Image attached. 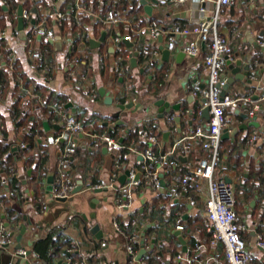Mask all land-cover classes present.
Here are the masks:
<instances>
[{
	"label": "crops",
	"instance_id": "0c3cea01",
	"mask_svg": "<svg viewBox=\"0 0 264 264\" xmlns=\"http://www.w3.org/2000/svg\"><path fill=\"white\" fill-rule=\"evenodd\" d=\"M26 1L18 0L19 6H23ZM37 1L40 3V15L49 16L48 27L56 32L61 39V42L58 43L61 44V49L56 46L60 53L54 56V48L51 43H44L38 39L41 43L36 44L37 49L49 55L52 72L49 75L42 73L38 63L27 56L26 40L21 39L20 42L16 40V33L19 31L18 9L14 20L17 23L15 32L12 31V27H9L0 33V38L8 41V48L13 53V60H20L24 72L34 82L31 90L33 91L37 84L45 87V90L37 95L30 93V99H37L35 108L31 102L32 110L30 112L35 117L40 118L42 137L56 134L60 129L56 123L60 120V112L56 105L62 104H59L61 101L58 100V97L64 98L69 103L64 110L83 121L88 131L92 133H111L119 121H123V126L132 131L145 125H151L150 130L156 127L159 134L157 136L159 140L157 150L164 154L171 150L175 141L184 133L191 132L197 126H204L208 123L202 117L204 106L202 100L208 87V72L204 64V57L207 54L205 46H202L200 54L194 58L182 55L184 53L182 47L188 42V38L176 35L177 44L175 49L170 50L171 57L168 62L163 60V52L160 48L163 46L168 49V42L173 36L171 30L174 25L193 27L202 19L211 18L216 10L215 0H207L204 5L199 0H187L186 3L178 7L172 3L166 6H156L152 0H146L152 7L151 14L148 13L144 5L137 8L136 0H133L134 3L126 0H102L101 2L90 0L88 7L86 6L87 0H71L75 4L76 12L77 8L83 7L75 14L74 21L80 25L84 16H90L93 23L91 28L84 27V31L75 34L68 32V28L65 26L62 28L55 26L51 16V10L54 6L53 0ZM68 1L65 0L63 4ZM0 5L8 8L4 10L5 12L9 11V6L5 0H0ZM62 5L61 11L65 13L62 10ZM90 6L93 7L91 14ZM110 6L115 9L124 7L123 10L127 11L126 22L121 23L111 31L101 30V33L96 34L93 29L96 24L92 16L103 12ZM202 8H205V11H202ZM68 10L71 12L73 9L70 7ZM219 20L220 31L228 37L235 52L236 59L233 63L238 60L236 53H240L243 61L241 73L246 72L245 66L247 65L251 66L250 74L254 71L257 72V78L253 84H248L246 80H237L230 85L227 95L232 99L250 98L257 104L260 99L255 100V96L260 97L264 92V48L258 44V40L264 41V0H233L230 5L222 8ZM14 21L8 15V22ZM151 22H156L165 31L157 40L152 39L149 35L148 27ZM31 25H24L26 37L30 36ZM87 33L91 34V40L96 41L100 40L103 33H108L106 41L99 47L93 48L91 41L87 43L88 65L83 66L81 71L87 69L89 84L85 83L80 76L70 80L64 66V59L67 54L76 56V54L81 53V38ZM127 33L132 34L136 40L132 49H129L125 44L112 42V37ZM40 44H43V48L40 47ZM136 48L140 54L137 58L138 66L134 68L131 63L132 59H129V54L131 50ZM143 52L148 54L149 60L142 63ZM1 65L6 68L3 63ZM105 65L109 66L108 70L105 69ZM162 73H164V79L160 83L158 75ZM225 75L227 78H234L235 76L233 70L228 66ZM141 82L143 83L142 86L140 85ZM197 83L200 85V91L196 96H193ZM90 85H93L94 89L97 90V95L91 93ZM102 87L107 90V95L114 98L112 105H107L100 96L99 89ZM119 95L128 97L127 103L142 104L144 109L120 110L118 107L120 104ZM49 97H52V103L47 106L58 114V120H51L50 115L45 116L41 112ZM191 97L192 100H190ZM10 98L11 95H8L5 100L7 104L5 103L4 112L10 109V105H8ZM161 99L166 100L171 105L180 104L181 110H172L165 114L164 119L158 118L159 108L155 106V102ZM227 114L230 116L231 126L228 129L230 134L240 126L249 123V119L243 117L244 114H248L247 108L243 106L235 110L228 109ZM171 115L175 116L173 125L167 123V117ZM177 117L182 118L179 124L176 122ZM257 122L260 123V128L249 127L247 130L238 131L234 136L230 135L222 139L221 151L224 153V157L215 175L216 178H222L225 181L230 180L234 186L237 211L241 221L247 227L241 236L248 245L255 264H264V251L256 246L257 236L264 237V111H260ZM105 123L108 125L106 126ZM7 127L10 132L7 140L13 147H19L24 142L23 134H26L28 130L25 128L18 129L12 120L7 122ZM100 127H103L104 130ZM256 130L259 131L260 136L258 141L252 144L250 140ZM80 139L81 144L76 165L73 166V174L78 181H83V190L77 194H71L65 202L58 201L52 192L49 193L47 190L48 177L54 175L56 178L57 176L59 155L57 148L49 146L43 139H40V136L36 139L38 146H35L34 153L42 154L43 149L47 151L48 162L46 167L48 173L39 185L41 197L37 200H41L46 205L45 210H39L36 196L30 189L34 168L25 166L26 157L23 156L19 159L17 168L12 169L22 181L24 197L22 201L16 196L9 197L8 193L12 191L5 188L0 191V198L3 197L8 200V206L13 212L14 218H17L16 224H12L10 218L5 216L9 209L5 207L1 199L0 202L1 206L4 207L1 211L4 216L1 220L10 224L11 232L14 233V247L17 248L19 245L17 236L25 225H27V231L21 246L31 251L38 239L47 236L54 227H59L56 235L62 236V240L71 239L72 246L69 249L75 250L73 253L78 255L75 256L77 259L85 258L88 264H128L129 255L126 251V237L128 235L122 230L123 228L121 229L123 233L118 232L114 227V222L117 221L126 226L134 220L139 225L137 224L135 230L129 232L138 235L141 240L146 232L147 249L151 247L152 240L156 239L155 247L147 254L154 251L158 252L161 259L158 264H185L177 259V256L184 251L183 245L173 234L179 226L183 227L182 235L187 242L191 256L196 260L194 264H199V260L208 259L212 255V250L209 247L210 234L204 228L202 221L208 197L207 181L202 182L200 190L193 192L196 199L194 205L188 202L187 195L184 193H181L179 197L170 194L172 186L180 182L183 176L189 172L190 166L195 165L200 157L208 154L206 151L199 146L193 148L191 154L179 156L178 166L171 173L162 176V181L165 183L164 187L154 190L151 189L150 183L145 182L146 185L143 184L135 192L131 202L132 206L124 209L121 206L127 201L124 195L119 193V190L106 189L102 192H95L87 189L108 182L115 171V164L113 157L104 151L106 148L103 145L97 147L88 136H83ZM15 152L22 153V150L19 148ZM41 161L43 163L44 158ZM131 161L133 162V158ZM2 178H4L3 183L7 186L9 178L5 174L2 175ZM27 191L30 193L28 194ZM95 199L100 200V203L96 209H93L92 204ZM94 225H98L103 232L102 239H98L86 231V227L90 228ZM149 225L153 226L149 228ZM102 241H107L108 245L98 254ZM30 243L33 245L31 246ZM200 244L205 246L204 250H197V246ZM69 249L66 248V251L68 252ZM69 255L68 252V255H62L56 261L58 264H65ZM92 255L96 256L93 260ZM215 255L216 261H210L209 264H226L222 247L217 250ZM31 262L30 264H38L33 253H31Z\"/></svg>",
	"mask_w": 264,
	"mask_h": 264
},
{
	"label": "built area",
	"instance_id": "2783aa9c",
	"mask_svg": "<svg viewBox=\"0 0 264 264\" xmlns=\"http://www.w3.org/2000/svg\"><path fill=\"white\" fill-rule=\"evenodd\" d=\"M65 0H53L54 6L52 7L51 16L53 17L54 24L57 28L64 26L66 15L61 11V5ZM102 0H99L101 2ZM133 2V0H126ZM156 6H166L172 3L178 7L187 2V0H156ZM203 5L207 0H199ZM233 0H215L216 10L214 15L208 19H202L193 27H180L174 25L172 27L173 36L168 42V49L173 50L176 47L175 36H184L188 38V42L182 47L183 52L190 58L198 56L205 46L207 54L204 57L205 68L208 72V87L203 95L206 99L204 108H209L210 120L204 126H197L193 131L184 133L182 137L177 139L172 145L171 150L167 153H162L157 150L159 140L157 136L143 132L142 137L146 142V148L143 150H136L135 148L126 147L119 140L115 139L108 132L101 134L89 132L85 128L83 121L78 119L74 114L63 109V104L56 105L60 112V120L57 125L60 127L58 133L51 136L40 137L49 146L56 147L58 150V169L57 176L54 180L52 194L56 199L66 197L69 198L73 190L77 187V177L73 174V166L76 165L78 149L81 144V136H88L91 142L95 145L104 146L107 152L113 157L115 171L108 182H103L99 185L87 188L89 191L101 190H117L120 186V175L124 174L126 170H130L129 180L124 186H120L119 191L123 192L126 203L121 207L124 209L132 206L135 192L143 186L144 182L151 184V189L159 190L161 188L163 175H167L175 169L178 164L179 156H186L191 154L193 148L201 147L208 154L200 157L195 165L190 166L189 172L183 178L172 186L171 194L174 197H179L181 193L187 195L188 202L192 205L195 204L194 198L189 195L195 190H200L202 182L208 183V197L206 200V209L203 213V226L210 234L209 247L212 250V255L208 259L199 260V264H209L210 261H216L215 253L219 248L224 249L226 264H255L253 256L248 248V245L243 240L241 233L247 229L246 225L241 221L236 211V198L234 186L222 178H216V171L223 161L221 155L222 135L225 130L231 126L230 116L227 114L228 109H239L241 106L247 108L250 118L258 117L261 107L264 108V92L260 96L259 103H254L250 98L232 99L230 96H222L223 88L228 83V78L224 77L228 62L235 61V52L227 36H225L219 28V17L224 6H228ZM143 6L142 0H136V7ZM83 7L77 8L78 13ZM93 7L90 6V14ZM88 10V12H89ZM205 11V8H202ZM125 10L115 9L108 10L107 12H99L93 14V21L96 25H102L106 31H111L117 28L121 23L126 22ZM18 19V16H17ZM22 19L24 24L31 25L30 36L26 37L27 43V56L38 63L40 71L49 75L52 72V65L49 55L36 48V39H40L44 43H51L54 52L53 56L60 52L56 46L61 42L60 37L56 32L48 27L49 16H42L35 13L33 10L24 8ZM149 35L152 39L157 40L164 34V29L156 22H151L148 27ZM108 34V33H107ZM91 34L87 33L81 38L80 45L82 47L81 53L76 56L67 54L64 59V66L67 69V76L72 79L81 77L85 83L89 84L87 69L81 71L83 66L88 65L89 55L86 47L87 43L91 41ZM16 40L21 41L20 31L16 33ZM114 44H124V41L133 43L135 45V37L130 34H124L111 38ZM259 46L264 48V41L258 40ZM134 52H139L136 48L131 50L129 59L134 57ZM157 55V54H156ZM13 58V53L9 55ZM1 60V55H0ZM5 63L0 61V64ZM251 80H256L257 72L254 71L250 74ZM91 86V93L97 95V90ZM200 91L199 83L195 86V91L192 94L196 96ZM126 104V103H125ZM175 116L167 117V123L173 125ZM125 135L127 132L124 133ZM260 133L258 130L254 131L250 142L255 144L259 139ZM19 148L26 149V144L22 142ZM142 156L143 159H139ZM133 158V162L131 161ZM12 177L18 178L17 173L12 170ZM137 174H141L139 180H135ZM9 197H14V192L8 193ZM41 201V200H40ZM46 205H44V210ZM6 222L0 220V254H7L11 256L12 260L18 257H23L25 263L30 264L31 255H28L29 249L26 247L16 248L15 240L11 233L8 232ZM115 229L123 233L119 222H114ZM183 231V227H178ZM141 243L138 235L126 237V251L129 255L128 264H146L143 259L137 261L136 258L140 252L137 251L135 244ZM77 245L76 243H74ZM73 244V245H74ZM74 245V246H75ZM108 245L107 241L100 243L99 250L102 251ZM257 248L264 251V237L257 236ZM141 249V245H140ZM205 246L200 244L197 250H204ZM75 250L69 249V256L65 260V264H88L87 259L80 258L74 259L71 256ZM177 259L185 264H194L196 262L188 251L177 256ZM9 264H12L10 262Z\"/></svg>",
	"mask_w": 264,
	"mask_h": 264
},
{
	"label": "trees",
	"instance_id": "16d2710c",
	"mask_svg": "<svg viewBox=\"0 0 264 264\" xmlns=\"http://www.w3.org/2000/svg\"><path fill=\"white\" fill-rule=\"evenodd\" d=\"M6 4L9 6V11L5 12L2 5H0V33L3 32L5 29L12 27L13 32H15V29L17 28V23L15 20V15L17 12V9L19 7L18 0H5ZM40 3L37 0H27L26 3L23 5V7L27 10H33L35 13L40 15ZM90 4V0H87L86 6L88 7ZM35 6V7H34ZM70 7L73 9L71 12H69ZM119 7V6H118ZM128 7V5H126ZM120 9H124V7H119ZM107 9V10H106ZM104 12H107L108 10H115L113 6H110L109 8H106ZM62 10L66 13V18L64 21L65 28H68V32L77 33L84 31L85 28H91L92 26V19L90 16H84L82 18V22L80 25H78L74 21V16L76 14V8L75 4L69 0L67 3H64L62 5ZM8 15L9 17H12L13 21L12 23L8 22ZM29 23H26L25 25H28ZM30 25V24H29ZM93 29L95 30L96 34L101 33V30H105V28L102 25H94ZM41 43L40 40L36 39V44ZM40 47L43 48V44H40ZM11 54V50L8 48V41L0 38V55H1V62H4L6 65V68L2 67L0 64V191L8 188L12 192H14L17 199L22 201V198L24 197V192L22 191L24 189V186L22 184V181L19 178L12 177V169L17 168L18 160L21 159L23 156L26 157L25 166L28 168H34L31 182L30 189L33 190L34 195L36 196V200L41 197V193L39 191V185L41 181L44 179V177L48 173V169L46 167L47 164V151L43 149L42 154H39V152L34 153L35 146H38L37 138L42 136V123H40V118L35 117L33 113L30 112L32 110V103L34 105V108L37 103V99L35 100L30 99V93H33L37 95L38 93L45 90V87L43 85L37 84L35 89L32 91L31 86L34 82H32V79L24 72L23 66L20 62V60L9 57ZM148 54L143 52L141 57V62H146L149 60ZM109 66L105 65V69L108 70ZM163 75H158V81L160 83L163 82ZM8 95H11L10 102L8 105H10L9 111H3L4 106L6 103V98ZM52 97L48 98V101L45 103V106L42 107V114L43 115H50L51 120L52 119H59V116L56 112L50 110L48 108V104L52 103ZM59 104H63V109H66L69 105L67 101H65L64 98L58 97ZM4 101V102H3ZM118 101L120 104H125L128 101V97H123L121 95L118 96ZM2 102V103H1ZM6 103V104H5ZM3 105V106H2ZM31 105V106H30ZM33 108V109H34ZM69 110V109H68ZM78 118V117H77ZM79 119V118H78ZM14 121L18 129L25 128L28 130L26 134H23V140L26 144V149L22 150V153L13 152V146L9 141L7 140L10 132L8 131L7 122L8 121ZM151 125L143 126L140 129H137L135 131L127 130L126 126L123 125H117L114 127V130L110 133L112 137H114L117 140L123 139V145L131 148H135L136 150H143L146 148V142L144 141L142 134L143 132H148L149 134L158 136V131L156 127L154 129L150 130ZM85 128L88 130V128L85 126ZM102 130H104L103 127ZM99 130V129H98ZM127 132V134H123V132ZM104 132V131H103ZM36 138V139H35ZM222 144L221 143V150H222ZM221 152L222 157L224 153ZM79 153V149H78ZM44 155V156H43ZM42 158H44V162L42 163ZM179 160V159H178ZM5 174L9 178V182L7 186L3 183L2 175ZM146 182V181H145ZM144 182V185L146 183ZM194 192V191H193ZM191 192L189 195H191L196 203L195 195ZM1 201L5 204V207L9 210L6 211L5 216L10 218V221L12 224L17 223V218L13 216V212L10 210L8 206V200L6 198H0ZM37 206L39 207V210H44V204L37 200ZM155 202V200H154ZM156 203V202H155ZM0 202V220L4 216L2 214V208ZM155 206V204H154ZM236 211H237V202H236ZM238 214V211H237ZM239 216V214H238ZM240 217V216H239ZM120 223V222H119ZM138 222L132 220L128 225L120 224V228L126 232L128 236H135L136 234H131L130 230H135V228L139 225H137ZM123 225V226H122ZM59 227H54L50 230L49 234L47 236H44L41 239H38L33 247H32V253L35 255V257L38 260V264H58L56 261L60 256L62 255H68V252L66 251V248H71V239H64L62 240V236L57 234V229ZM210 241V240H209ZM134 248L139 251L140 245L135 244ZM65 250V251H64ZM74 259H77L78 256L76 253L72 254ZM96 256L92 255L95 259ZM160 255L158 252H152L147 254L143 261L146 264H158L160 263Z\"/></svg>",
	"mask_w": 264,
	"mask_h": 264
},
{
	"label": "water",
	"instance_id": "95a60500",
	"mask_svg": "<svg viewBox=\"0 0 264 264\" xmlns=\"http://www.w3.org/2000/svg\"><path fill=\"white\" fill-rule=\"evenodd\" d=\"M152 3L157 4V1L156 0H152ZM142 4L145 6V8L148 11V13L151 14L152 13V7L150 6L149 2L146 1V0H142ZM3 8H4V10L8 9L6 6H3ZM23 10H24L23 6L20 5L19 8H18V30L20 31V38L23 41H25L26 40V33L24 31V27H25L24 25L25 24H24V21L22 19ZM34 23H35V21L33 20L32 24H34ZM106 38H107V34L103 33V35H102V37L100 38L99 41L91 40L90 43H91L93 48H96V47H99L102 43H104L106 41ZM124 44L129 49H132L134 47L133 43H130V42H127V41H124ZM57 48L61 49V44H57ZM160 50H162V52H163V60L168 62L170 60V57H171V51L169 49H165L163 46L160 48ZM182 55H186V54L183 53ZM138 56H139V53L138 52H134V57L131 60L132 67H134V68H136L138 66V61H137ZM236 56L238 57V60H237L236 63H233L232 61L228 62V67H230V69L233 70V74L235 76H234V78H228V83L223 88V91H222V96L223 97L227 95V90L230 87V85L233 84L237 80H242V81L246 80V82L248 84H250V85L253 84V80H251V78H250L251 66L250 65L245 66L246 72L244 74H242L241 73V66L243 64V61L241 59L240 53H236ZM224 77H227V76L224 75ZM99 94L104 99V102L107 105H112L114 103V98L109 96V95H107V90L104 87L99 89ZM254 99L255 100H259L260 97L259 96H255ZM190 100H192V97L190 98ZM202 103H206V99H203ZM155 106L159 108L158 118H160V119H164L165 114L166 113H170L172 110H175V111H180L181 110V105L180 104L171 105L169 102H167L164 99H161V100H158L157 102H155ZM118 107H119L120 110H123V111H125V110H140V109H144V106H142V104H134L133 102L126 103V104H119ZM261 110H264V108L261 107ZM74 112H75V110H74ZM202 117L205 118L207 121L210 120L211 116H210L209 108L206 107V108H204L202 110ZM243 117L245 119H249V123L240 126L238 129H235L231 134L228 132V130L224 131V134L222 135V139H225V138L229 137L230 135L234 136V135H236V133H238V131L243 130V129L247 130L249 127L260 128L261 125H260L259 122H257V119H258L257 116H255L254 118H250L248 114H244ZM181 119H182L181 117H177L176 118V122L179 124L181 122ZM123 124H124L123 121H119L118 122V125H123ZM105 125L107 126L108 123H105ZM110 131H112V129H110ZM180 132H182V131L180 130ZM120 142L122 143L123 139L120 140ZM18 150H19L18 146L13 147V152L18 151ZM104 151L107 152V149H105ZM181 158H183V157H181ZM139 159L142 160L143 157L140 156ZM184 159L186 160V158H184ZM30 174H32V171H30ZM129 176H130V170H126L124 172V174H122L120 176V178H119L120 186L126 185V183L129 180ZM140 177H141V174H137L136 177H135V180H139ZM54 180H55L54 175H50L48 177L47 190H48L49 193L53 191ZM226 181L231 184L230 180L227 179ZM24 184H26V182H24ZM120 186H117L116 189L119 190ZM164 186H165V183L162 181L161 187H164ZM82 190H83V181H78V186L73 190L72 194H77V193L81 192ZM102 191L103 190H101V189L95 190V192H102ZM27 193L29 194L30 192L27 191ZM67 199L68 198H66V197H62V198H58L57 200L61 201V202H65ZM93 201L94 202L92 204V208L96 209L97 205L100 203V200L95 199ZM144 203H145V201H144ZM93 217H94V215H93ZM185 218H187V216H185ZM5 225L7 227L8 232L11 233V236H14V233L11 232L10 224L6 223ZM152 226L153 225H149V228L152 227ZM26 231H27V225L23 226L20 234L17 236V242L19 243L17 248L22 247L21 243H22V240H23V237H24ZM86 231H89L91 234L96 236L98 239H102L103 236H104L103 232L100 230V227L98 225L91 226L90 228L86 227ZM173 234H174L175 237H177L179 239V241L183 245L184 253H187L189 251L188 250V245H187V242H186L184 236L182 235V230L177 229V230H175L173 232ZM145 235H146V232L144 233L143 239L141 240V243H140L141 249H140V252H139V254H138L137 258H136L137 261H141L142 259H144L145 255L149 251H151L155 247V244H156V239H153L151 247L147 249L146 248L147 244H146ZM30 245L32 246L33 243H30ZM31 253H32V251L29 250L28 251V255H31ZM10 262H12V264H24L25 263L23 257H18V258H15L14 260H12L11 256H9L7 254H0V264H9Z\"/></svg>",
	"mask_w": 264,
	"mask_h": 264
},
{
	"label": "rangeland",
	"instance_id": "374dc122",
	"mask_svg": "<svg viewBox=\"0 0 264 264\" xmlns=\"http://www.w3.org/2000/svg\"><path fill=\"white\" fill-rule=\"evenodd\" d=\"M140 85L142 86L143 83L141 82ZM119 193H120V194H123V192H121V191H120ZM100 253H101V252H100V250H99L98 254H100Z\"/></svg>",
	"mask_w": 264,
	"mask_h": 264
}]
</instances>
